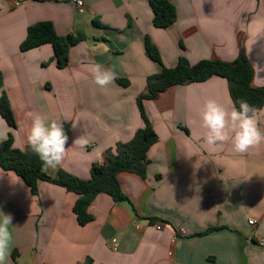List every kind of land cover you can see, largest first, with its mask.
Instances as JSON below:
<instances>
[{
	"label": "crops",
	"instance_id": "0c3cea01",
	"mask_svg": "<svg viewBox=\"0 0 264 264\" xmlns=\"http://www.w3.org/2000/svg\"><path fill=\"white\" fill-rule=\"evenodd\" d=\"M170 1L177 21L159 29L148 0H85L81 10L64 0H0V98L7 95L16 119L12 129L0 115V129L7 126L14 147H30L35 115L59 117L68 151L62 166L47 172L89 180L107 151L117 154L145 127L138 98L162 67L175 68L181 57L191 65L233 62L244 49L253 86L264 87V40L251 45L249 38L264 21V0ZM39 22L62 37L85 35L64 69L52 45L21 51L28 28ZM147 38L162 65L147 55ZM93 62L115 66L114 85L93 83ZM209 97L233 103L228 81L213 77L141 101L158 141L148 151L145 179L118 176L134 210L100 194L89 207L94 220L81 226L73 210L78 195L40 182L33 196L20 177L0 168V211L13 216L11 264H264V144L243 154L230 143L208 146L199 113ZM80 136L89 141L85 149L73 143Z\"/></svg>",
	"mask_w": 264,
	"mask_h": 264
},
{
	"label": "trees",
	"instance_id": "16d2710c",
	"mask_svg": "<svg viewBox=\"0 0 264 264\" xmlns=\"http://www.w3.org/2000/svg\"><path fill=\"white\" fill-rule=\"evenodd\" d=\"M148 1L153 10V24L156 28L167 29L176 23L177 10L170 0ZM84 38L83 33L59 36L50 22H39L28 28L26 39L20 48L22 52H27L43 45H52L57 67L64 69L70 60L71 47L83 41ZM146 53L150 59L162 65L160 52L149 38L146 39ZM254 76L255 71L244 49L239 58L233 62L204 60L191 65L185 57H181L175 68L162 67L159 74L148 78V91L138 98L145 127L138 130L130 142L119 145L117 154L107 151L104 154L103 163L92 166L89 180H81L62 169H59L55 176L48 174L47 171L42 170V163L31 147L26 150L14 147L12 134L6 141L0 143V168L20 177L30 188L33 196H38L40 182L61 186L68 192L78 195L73 210L81 226H86L94 220L89 213V207L100 194L109 195L115 203H128L134 210L129 198L122 190L118 176L127 172L145 179L149 164L148 151L158 141V135L149 122L141 101L156 99L174 86L202 83L213 77H221L228 81L230 96L237 108H239V101L245 100L257 109H263L264 87L253 86ZM117 81L124 87L130 85L128 80L118 79ZM2 86L3 80L0 74V89ZM0 115L12 129L16 128V119L5 93L0 98ZM79 264H92V260L87 259Z\"/></svg>",
	"mask_w": 264,
	"mask_h": 264
},
{
	"label": "clouds",
	"instance_id": "9594fccd",
	"mask_svg": "<svg viewBox=\"0 0 264 264\" xmlns=\"http://www.w3.org/2000/svg\"><path fill=\"white\" fill-rule=\"evenodd\" d=\"M249 38L251 45L264 40V21L256 22ZM88 71L93 83L100 89L114 85L118 78L115 66L106 68L93 62L88 66ZM262 115L264 109H257L245 100H240L237 108L231 101L225 104L209 97L205 99L199 113L200 126L205 130L204 141L213 149L230 143L235 153H247L264 144ZM8 131L10 130L6 125L5 129H0V143L8 139ZM68 139L62 119H49L40 114L34 116L27 136L28 144L41 161L44 171H56L62 166L68 151ZM73 143L76 147L85 149L89 141L86 136H80ZM12 228L13 216L0 211V264H11L9 258L14 243L13 231L10 230Z\"/></svg>",
	"mask_w": 264,
	"mask_h": 264
},
{
	"label": "built area",
	"instance_id": "2783aa9c",
	"mask_svg": "<svg viewBox=\"0 0 264 264\" xmlns=\"http://www.w3.org/2000/svg\"><path fill=\"white\" fill-rule=\"evenodd\" d=\"M65 2L70 3L76 9H83L85 7V0H64ZM250 225H255L256 222L254 220L249 221Z\"/></svg>",
	"mask_w": 264,
	"mask_h": 264
},
{
	"label": "rangeland",
	"instance_id": "374dc122",
	"mask_svg": "<svg viewBox=\"0 0 264 264\" xmlns=\"http://www.w3.org/2000/svg\"><path fill=\"white\" fill-rule=\"evenodd\" d=\"M48 171V170H47Z\"/></svg>",
	"mask_w": 264,
	"mask_h": 264
}]
</instances>
